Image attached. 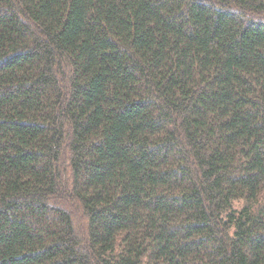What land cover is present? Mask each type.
I'll list each match as a JSON object with an SVG mask.
<instances>
[{
	"label": "trees",
	"instance_id": "1",
	"mask_svg": "<svg viewBox=\"0 0 264 264\" xmlns=\"http://www.w3.org/2000/svg\"><path fill=\"white\" fill-rule=\"evenodd\" d=\"M0 264H264V0H0Z\"/></svg>",
	"mask_w": 264,
	"mask_h": 264
}]
</instances>
